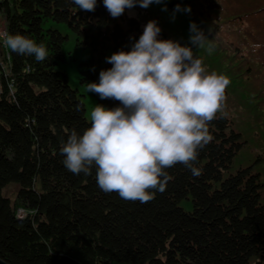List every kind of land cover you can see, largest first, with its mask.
<instances>
[{"label": "trees", "instance_id": "1", "mask_svg": "<svg viewBox=\"0 0 264 264\" xmlns=\"http://www.w3.org/2000/svg\"><path fill=\"white\" fill-rule=\"evenodd\" d=\"M0 1L6 32L48 50L40 62L1 51L2 261L264 264V0H163L117 18L103 0L91 12L73 0ZM177 4L191 11L173 19ZM150 20L161 29L158 40L192 48L207 73L230 83L222 112L208 123L212 139L192 162L202 174L179 163L165 169L166 190L141 203L101 190L95 166L73 174L60 149L72 131L91 126L86 115L94 106H121L88 93L87 83H99L112 67L105 58L131 51ZM190 22L208 37L204 47L189 43ZM9 182L12 198L2 194Z\"/></svg>", "mask_w": 264, "mask_h": 264}, {"label": "clouds", "instance_id": "2", "mask_svg": "<svg viewBox=\"0 0 264 264\" xmlns=\"http://www.w3.org/2000/svg\"><path fill=\"white\" fill-rule=\"evenodd\" d=\"M79 9L94 11L96 0H73ZM163 0H103L113 18L125 9H147ZM162 11H167L166 4ZM190 12V7L176 12ZM161 29L150 20L131 51L106 57L112 67L99 73V83H87V92L101 99H114L121 106L106 110L96 105L90 112L91 126L82 135L72 131L60 149L64 166L73 174H91L96 167L99 188L117 192L126 200L147 203L155 192L163 193L171 177L165 169L187 167L194 177L197 149L212 137L208 123L222 112L230 81L207 73L192 48L172 40H158ZM189 43L204 47L208 37L195 22L189 24ZM4 47L20 55L44 61L48 50L23 35L0 32ZM214 47L209 44L207 51ZM153 190V191H150Z\"/></svg>", "mask_w": 264, "mask_h": 264}, {"label": "rangeland", "instance_id": "3", "mask_svg": "<svg viewBox=\"0 0 264 264\" xmlns=\"http://www.w3.org/2000/svg\"><path fill=\"white\" fill-rule=\"evenodd\" d=\"M4 19H3V17H2V15H1V13H0V31L2 30V29H4V28H2L3 26H4ZM5 30V29H4ZM2 41H0V43H1ZM1 51H2V46L0 45V59L2 58L1 57ZM86 118L87 119H90V113H87V115H86ZM14 184L15 183H13V182H9V183H7L3 188H2V194L4 195V196H7V197H9V198H12L13 197V195H14ZM21 212V211H20ZM22 213V212H21Z\"/></svg>", "mask_w": 264, "mask_h": 264}, {"label": "built area", "instance_id": "4", "mask_svg": "<svg viewBox=\"0 0 264 264\" xmlns=\"http://www.w3.org/2000/svg\"><path fill=\"white\" fill-rule=\"evenodd\" d=\"M2 28H4L5 29V27L3 26ZM4 29H2L0 32H5L6 31V29L4 30ZM2 44V47H4V45H3V43H1ZM0 65H1V61H0ZM16 214H17V216L18 217H20V216H22L23 215V213H21L20 212V210H18V211H16Z\"/></svg>", "mask_w": 264, "mask_h": 264}, {"label": "water", "instance_id": "5", "mask_svg": "<svg viewBox=\"0 0 264 264\" xmlns=\"http://www.w3.org/2000/svg\"><path fill=\"white\" fill-rule=\"evenodd\" d=\"M1 2V1H0ZM0 264H7V263H5L4 261H2L1 259H0Z\"/></svg>", "mask_w": 264, "mask_h": 264}]
</instances>
